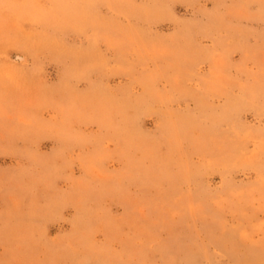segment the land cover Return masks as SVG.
<instances>
[{
    "label": "rangeland",
    "instance_id": "1",
    "mask_svg": "<svg viewBox=\"0 0 264 264\" xmlns=\"http://www.w3.org/2000/svg\"><path fill=\"white\" fill-rule=\"evenodd\" d=\"M0 264H264V0H0Z\"/></svg>",
    "mask_w": 264,
    "mask_h": 264
}]
</instances>
